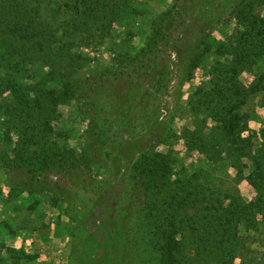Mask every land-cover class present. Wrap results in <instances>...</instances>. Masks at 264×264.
<instances>
[{
  "label": "rangeland",
  "instance_id": "374dc122",
  "mask_svg": "<svg viewBox=\"0 0 264 264\" xmlns=\"http://www.w3.org/2000/svg\"><path fill=\"white\" fill-rule=\"evenodd\" d=\"M174 1L0 0V264H264V0L103 76Z\"/></svg>",
  "mask_w": 264,
  "mask_h": 264
},
{
  "label": "trees",
  "instance_id": "16d2710c",
  "mask_svg": "<svg viewBox=\"0 0 264 264\" xmlns=\"http://www.w3.org/2000/svg\"><path fill=\"white\" fill-rule=\"evenodd\" d=\"M188 2L190 1L175 0L174 3L171 5V7L167 9L164 13H162L156 19L151 35L146 39L144 45H142V47L139 50H137V52L134 54L135 56L128 57L125 61L122 62V64L118 67V69H116L115 71H110L109 73L107 72L103 76L108 77L109 79L118 82L125 76V74H127L123 71V68H122L123 66H126V68L129 69L128 65L132 63L133 66L130 67V71L135 72L139 70V68H141L143 64L142 61L147 60L148 58L152 57L153 54L158 52L160 47L171 38L170 37L171 33L175 32L181 26H183V24L185 23V14H186V10L184 9V7ZM182 35L183 34H181L178 37L179 42L180 40H183ZM202 43L204 44L205 42L201 41V44ZM243 54H244V51H242L241 49H238V51L234 52V57H232V60H234V62L236 63L242 62L243 60L247 58ZM238 86L236 87L234 94L238 96V94L242 93L243 95H241V98L242 97L245 98L248 96V94L250 95L251 93L253 95L254 93L258 94L262 92L261 82L259 81L256 82V84H253L249 90L247 89L248 92H245L247 91L245 90L246 89L245 87H241L240 85ZM242 104H245V103H242ZM239 118L235 117V120L239 121L240 120ZM260 133H261V136H264L263 135L264 132H260ZM263 155H264V152H263ZM261 171L262 170L260 169L259 172Z\"/></svg>",
  "mask_w": 264,
  "mask_h": 264
}]
</instances>
